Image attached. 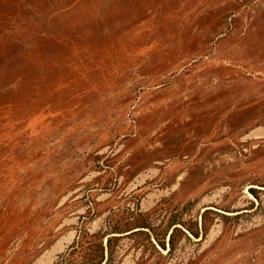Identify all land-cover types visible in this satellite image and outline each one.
<instances>
[{"label":"rangeland","instance_id":"obj_1","mask_svg":"<svg viewBox=\"0 0 264 264\" xmlns=\"http://www.w3.org/2000/svg\"><path fill=\"white\" fill-rule=\"evenodd\" d=\"M0 264H264V0H0Z\"/></svg>","mask_w":264,"mask_h":264}]
</instances>
